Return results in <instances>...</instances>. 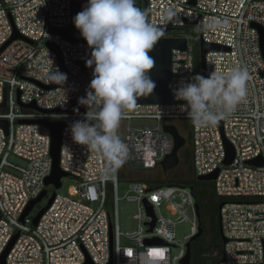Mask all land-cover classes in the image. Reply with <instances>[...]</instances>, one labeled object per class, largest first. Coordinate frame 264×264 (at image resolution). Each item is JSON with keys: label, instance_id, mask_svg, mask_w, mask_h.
Segmentation results:
<instances>
[{"label": "built area", "instance_id": "1", "mask_svg": "<svg viewBox=\"0 0 264 264\" xmlns=\"http://www.w3.org/2000/svg\"><path fill=\"white\" fill-rule=\"evenodd\" d=\"M143 1L149 22L165 29L166 35L189 39L186 50L172 51L171 85L198 74L201 39L226 49L205 55L206 77L215 71L248 69L251 80L246 102L221 120V127L195 126L187 107H181L185 102L176 101L172 92V104H137L135 110H125L121 119L126 122L124 131L117 134L127 145L128 155L119 169H112L100 153L74 144L65 127L59 164L70 177L62 179L60 189L65 179L73 183L65 195L55 192L52 204L33 227L37 214L33 210L22 222L20 218L28 204L46 189L52 165L50 131L43 125L18 121L57 122L83 117L85 111H67L72 107L84 109L77 101L85 96L90 82L67 81L63 86L66 96L61 85L48 88L55 85L48 81V75L50 69H58L73 79L93 78L92 69L85 66L91 49L73 24V4L86 5L88 0H0V50L14 32L25 39L12 41L0 52V106L5 103L0 120L7 122L6 131L0 127V257L19 233L5 264H181L187 243L197 233L196 199L189 185L154 177L155 171H161L159 163L173 149V139L163 132V123L177 128L186 125L187 130L179 132L190 139L193 178L218 171L211 183L214 196L223 203L219 222L226 242L222 245L220 239L217 264H264V59L259 33L253 27L264 30V0H195L194 5L191 0ZM198 20L200 30L194 25ZM191 27L197 29L196 35L178 33ZM56 29L64 30L67 38ZM32 103L61 113L39 114L21 107ZM132 121L138 124L132 126ZM225 143L234 151L227 166ZM12 157L22 164L12 163ZM256 159L262 164H248ZM132 173L142 177L131 178ZM122 181L126 186L120 196ZM121 201L136 206L132 217L136 225L131 232L119 229ZM186 222L190 234L178 242L175 229ZM153 239L163 244H145Z\"/></svg>", "mask_w": 264, "mask_h": 264}, {"label": "clouds", "instance_id": "2", "mask_svg": "<svg viewBox=\"0 0 264 264\" xmlns=\"http://www.w3.org/2000/svg\"><path fill=\"white\" fill-rule=\"evenodd\" d=\"M166 15L172 18L174 14ZM73 24L91 49L85 66L92 69L93 78L85 96L77 101L86 109L83 117L69 123L65 132L74 144L100 153L112 169H119L128 148L117 130L125 110H135L140 98L154 94L157 84L151 72L155 61L150 53L164 31L148 21L135 0H88ZM250 80L247 68L236 67L207 77L196 74L169 87L176 101L185 102L181 107H187L195 126L210 127L229 118L246 102ZM48 81L61 85L66 93L65 73L50 69ZM73 111L79 113V107Z\"/></svg>", "mask_w": 264, "mask_h": 264}, {"label": "water", "instance_id": "3", "mask_svg": "<svg viewBox=\"0 0 264 264\" xmlns=\"http://www.w3.org/2000/svg\"><path fill=\"white\" fill-rule=\"evenodd\" d=\"M191 5L195 4V0L190 1ZM85 5L73 4V18L78 14L79 12L82 11L83 7ZM143 11H146V2L143 1L142 4ZM195 26L200 30L201 29V21L198 20L194 23ZM253 27L256 28V30L259 33V45H260V50L264 59V30L256 25H253ZM164 31V37L157 43V45L154 47L152 53L150 55L153 57L155 61V66L153 71L151 72V77L152 79L156 82L157 87L154 91V94L151 97H142L137 101L138 105H169L172 104L171 100V89L169 85L171 84V63H172V51L173 50H179V51H184L186 50L187 45L189 44V39L183 36L179 37H174V36H169L166 35L165 32H167L165 29ZM55 32L61 34L62 36L67 38L66 32L64 30H59L56 29ZM23 39L20 35H18L16 32L13 33L11 39L2 47L0 52L12 41L14 40H19ZM72 41H75V39H70ZM48 48L51 50L55 51V47L51 44L47 45ZM219 50H226L222 46L214 45V44H207L204 43L201 39L198 41V51H199V71L198 74L205 75V69H204V64H205V55L208 52L212 51H219ZM66 74V73H65ZM67 75V74H66ZM262 76H264V71L262 73ZM69 80H80V81H86V82H91L92 78L90 77H81L78 79H73L70 76L67 75V81ZM58 85L55 84L51 87L48 88H55ZM19 99V93L17 94V100ZM21 107L25 109H31L39 114H57L61 113L60 110H43L38 108L34 103L29 104V105H21ZM75 107L70 108L67 112L73 111ZM5 109V103H3L0 106V111H3ZM86 109H79V112H84ZM72 121L75 120H60L57 122H50L45 119H34V120H20L18 121V124H31V125H43L46 126L49 131H50V158L52 161L51 165V172L50 175L46 178L45 180V188L42 193L34 200H32L28 206L26 207L25 211L23 212L20 221L22 222L26 216L29 215V213L34 209V207L39 204L46 196H47V188L49 186H52L55 192L59 190L62 186V179L64 178H69L70 175L63 172L60 168V147H61V133L62 130ZM218 125L221 127L222 123L221 121L218 122ZM0 127L3 128L5 131L7 129V122L4 120H0ZM162 129L163 132L166 133L167 135L171 136L173 139V149L169 155H166L164 159L159 163L161 171L166 174L169 171H173L176 168H178L181 164V156L183 154V150L187 147V139L185 136H183L178 128L173 125V124H162ZM225 152H226V158L224 160V165L227 166L229 165L234 157V151L233 148L228 144L225 143ZM248 164L250 165H260L262 164L261 160H252ZM218 174V171H215L212 174L205 175V176H198L193 179H195L198 182H212L216 179V176ZM188 189L192 192L193 187L189 186ZM55 192L50 195L49 198H47L46 205L41 208L37 214L33 217L32 219V225L33 227L37 226V223L41 216L48 210L50 205L53 202V199L55 197ZM223 203H220L218 205V232H219V237L222 240V245L226 242V240L222 236V231H221V226L219 222V212L220 209L222 208ZM148 212L151 214V208L147 207ZM195 212L198 220V227H197V233L194 235L190 241L186 245V254L184 258L181 260V264H191V256H192V243L195 242L202 234H203V228L201 224V218H200V207L197 202H195ZM111 222V220H110ZM150 230L154 226V222L149 224ZM110 229V250H111V243H112V232H111V223L109 226ZM19 236V233H17L7 248L5 249L4 253L0 257V264H5V258L6 255L9 253L11 250L13 244L17 240ZM145 244L147 245H152V244H163V242L153 239V240H146ZM112 262V261H111ZM111 262L109 264H111ZM85 264H91L89 261L86 262Z\"/></svg>", "mask_w": 264, "mask_h": 264}, {"label": "rangeland", "instance_id": "4", "mask_svg": "<svg viewBox=\"0 0 264 264\" xmlns=\"http://www.w3.org/2000/svg\"><path fill=\"white\" fill-rule=\"evenodd\" d=\"M138 8H140L143 11V7H141V3H139ZM146 124H153L152 122H144ZM126 122L121 120L120 121V127L117 130L120 134L124 131ZM138 124L137 121H132V126ZM10 161L14 164H22V161L16 159V158H10ZM182 178L186 179V171L185 168H181L177 173H176V178ZM73 182L70 179H65L64 180V186L62 189L57 190L58 194L60 195H65L66 188L68 185H71ZM179 183H183L182 181ZM212 185V183L210 182ZM126 186V181H122L120 183V196L124 193V189ZM198 188V186H197ZM199 189V188H198ZM55 192L52 186H49L47 188V196L39 203L37 204L34 209H33V214H36L42 207L46 205L47 198L52 195V193ZM216 198V197H215ZM217 200V199H216ZM136 212V206L132 203H128L125 201H121L118 205V224H119V229L123 233L131 232L135 229V221L133 220V216ZM203 219V229H204V240H208L210 237V229L212 228V225L209 227L208 226V221L205 219L204 215L202 217ZM190 234V224L189 223H183L181 225H178L175 229V240L176 241H181L184 236H187ZM172 253H174V250L172 249Z\"/></svg>", "mask_w": 264, "mask_h": 264}, {"label": "trees", "instance_id": "5", "mask_svg": "<svg viewBox=\"0 0 264 264\" xmlns=\"http://www.w3.org/2000/svg\"><path fill=\"white\" fill-rule=\"evenodd\" d=\"M138 3H141L143 0H137ZM192 33L196 35L197 29L196 28H185L180 30L178 33ZM194 45L197 49V41L194 39ZM190 151L185 149L183 150V158L185 163L189 162L190 159ZM183 184H186L187 181H182ZM212 186V185H211ZM196 194H194L195 196ZM214 196V195H213ZM196 197V196H195ZM196 202L199 204L200 209L206 206L204 203V198L199 197L197 194ZM219 201L211 200V207H212V218L211 223L208 225L209 227L212 225L210 229V237L208 240H204V234H202L195 242L192 243V256H191V264H217L220 260L221 256V241L219 237V233L217 231V209H218ZM202 215L200 214L201 224L203 228V219ZM204 233V229H203Z\"/></svg>", "mask_w": 264, "mask_h": 264}, {"label": "flooded vegetation", "instance_id": "6", "mask_svg": "<svg viewBox=\"0 0 264 264\" xmlns=\"http://www.w3.org/2000/svg\"><path fill=\"white\" fill-rule=\"evenodd\" d=\"M186 125L183 126H178L179 131H186ZM187 138V137H186ZM187 150L190 151V139L188 137L187 139V147L185 148ZM184 149V150H185ZM190 157V156H189ZM181 164L180 166L173 171H169L166 174H164L161 171H155L154 172V177L160 178V179H167V180H176V181H187L186 185L192 186L193 187V194H196L195 196L197 197V194L199 197H203L204 198V203L206 206L202 207V209H200V214L204 217L205 219L208 221V223H211V218H212V207H211V200H216L215 196H213V189L212 186L209 182H198L195 179H193V173L192 170L190 168V159L188 163H185V160L183 158V154L181 156ZM181 168H185L186 171V175L187 178L186 179H182L177 177L176 178V173L181 169ZM198 186V188H197ZM195 197V199H196ZM218 213V211H217ZM216 223H217V231H218V214H217V218H216ZM208 224V225H209ZM219 233V232H218Z\"/></svg>", "mask_w": 264, "mask_h": 264}, {"label": "crops", "instance_id": "7", "mask_svg": "<svg viewBox=\"0 0 264 264\" xmlns=\"http://www.w3.org/2000/svg\"><path fill=\"white\" fill-rule=\"evenodd\" d=\"M131 178H141L142 177V174H138V173H132L130 175Z\"/></svg>", "mask_w": 264, "mask_h": 264}]
</instances>
